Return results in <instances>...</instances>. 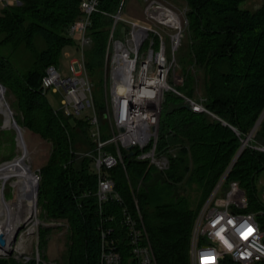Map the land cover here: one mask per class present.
<instances>
[{
	"label": "trees",
	"instance_id": "obj_1",
	"mask_svg": "<svg viewBox=\"0 0 264 264\" xmlns=\"http://www.w3.org/2000/svg\"><path fill=\"white\" fill-rule=\"evenodd\" d=\"M80 1L20 0L19 5L1 10L0 83L14 98L20 126L50 144L49 162L39 170V196L47 201L45 207L53 219H64L69 225L66 264H98L101 215L92 196L96 176L91 160L80 156L84 149L77 147L81 141V147L91 149L88 124L85 119L64 117L40 90L45 68L57 66L64 47L75 45L67 30L81 16ZM121 1L99 0V12L91 18L87 34L92 44L85 52V64L94 80L102 78L112 25V19L103 13L116 14ZM179 1L187 7L188 51L178 60L182 78L178 90L187 97L202 98L207 109L244 137L264 113V0L256 9L243 7L246 0ZM93 98L102 119L104 103ZM101 133L102 139L108 138L107 127H101ZM252 143L264 147V115ZM240 144L229 127L185 109L181 98L169 94L162 106L158 146L177 150L165 173L166 181L146 187L154 170L135 156L109 171L128 206L135 196L158 264H188L195 214L231 165ZM263 171L264 153L245 147L233 163L226 185L237 182L250 206L263 211L258 220L264 229L259 186ZM188 191L197 198L194 207L184 195ZM119 208L109 203L104 212L118 213ZM0 264L20 263L1 258Z\"/></svg>",
	"mask_w": 264,
	"mask_h": 264
},
{
	"label": "built area",
	"instance_id": "obj_2",
	"mask_svg": "<svg viewBox=\"0 0 264 264\" xmlns=\"http://www.w3.org/2000/svg\"><path fill=\"white\" fill-rule=\"evenodd\" d=\"M123 1L116 14L103 13L112 19L104 56L108 94L102 119L107 122L108 138L102 139V122L85 64V52L92 44L87 32L93 14L99 12V0H81V16L68 27L67 37L75 43L79 56L70 63L71 75L63 77L60 68L49 65L41 78L40 90L43 95L49 90L61 95L60 109L56 111L66 118H76L84 109L91 110V116L85 119L91 149L80 156L91 160V171L96 176L92 196L101 215L97 225L98 264H158L135 196L132 195L131 207L128 206L116 191L109 171L124 165L125 155L131 152L137 161L146 162L154 174L165 176L177 150L158 146L166 95L178 96L191 111L204 113L229 127L240 139L236 155L245 147L264 153V147L252 143L258 126L243 137L207 109L202 98H190L178 90L182 78L175 73L179 66L176 55L188 27L187 7L177 8L167 0H142L143 23L121 16ZM15 129L18 134L20 128L16 123ZM235 157L195 214L188 264H264V229L258 220L263 211L250 206L237 182L226 185ZM33 175L37 184L39 176ZM259 186L264 193V171ZM109 203L119 206V212L105 213ZM50 225L65 226L61 222ZM34 226H40L38 220ZM22 260L58 264L41 260L37 243L36 256H24Z\"/></svg>",
	"mask_w": 264,
	"mask_h": 264
},
{
	"label": "rangeland",
	"instance_id": "obj_3",
	"mask_svg": "<svg viewBox=\"0 0 264 264\" xmlns=\"http://www.w3.org/2000/svg\"><path fill=\"white\" fill-rule=\"evenodd\" d=\"M173 5L178 6L177 8H181L183 6L182 3H179L177 0H168ZM262 0H246L243 7L256 9L260 6ZM2 7V6H0ZM143 1L142 0H124L121 16L130 21H138L143 22ZM2 8L0 9L1 12ZM71 46L64 47L58 57L57 67L60 68V72L63 77H69L71 75L70 72V63L72 60H76L79 58L78 53L70 48ZM107 47V44H106ZM66 48L70 50L67 55ZM188 49V39L185 37L182 41V45L177 52V60L185 56ZM73 50V51H72ZM106 51V50H105ZM179 65V63H178ZM181 69L178 66L176 70V74L180 75ZM105 65L102 69V78L94 80L89 74V77L93 86V96L95 98H100L102 103H105L108 94V85H107V75H106ZM173 83V82H172ZM0 89L2 90V101L4 105L8 108V113L10 116V120L17 124V117H20V112L16 110L14 105L13 96L6 92V88L4 85L0 83ZM169 95V94H167ZM166 95V96H167ZM46 98L49 104L55 109H60V100L61 95L59 93L55 94L51 90H49L46 94ZM172 103H177L172 102ZM90 109H84L81 111L79 116H76V119L82 120L91 116ZM4 114L0 113V166L13 161L16 159L22 152V150L18 146L17 140V131L12 127H4L5 117ZM102 127H107V122L104 119H101ZM20 128V132L22 134V140L26 151V164L30 167L31 174H35L39 176V180L36 184L35 188V206L33 214H29V209L24 207V210H20L18 213V225L15 229L14 234L11 237L10 244L7 249L5 247H0V259L1 258H11L13 261L17 263H23L24 256L34 257L36 256V243L38 246V253L41 260L54 261L58 264H66L67 263V255L64 253L66 250L65 242L66 237L69 234V225L64 219H53L52 215L48 212V208L45 207L46 202L41 201L39 196V185L41 174L40 171L44 168L49 162V153H50V144L42 140V138L35 133H31L25 129H23L20 124L17 125ZM81 142V141H80ZM80 142H78L77 147L79 149H84L83 152L88 151L83 146L81 147ZM34 177V175H33ZM35 178V177H34ZM15 178H10L7 181H0V188L2 189L3 198L6 202L10 203L14 202V197L17 194L14 193L13 182ZM181 194V193H180ZM185 197L191 201L190 206L194 207L197 203V198L190 191L184 193ZM260 197L264 201V193H260ZM20 196V195H19ZM22 199L23 196L21 195ZM192 203V204H191ZM14 203H12L13 205ZM38 220L39 225L37 228L34 226L35 221ZM61 222L64 223L65 226H53L50 223ZM29 231L34 232V234H30ZM44 242V244H42Z\"/></svg>",
	"mask_w": 264,
	"mask_h": 264
},
{
	"label": "bare ground",
	"instance_id": "obj_4",
	"mask_svg": "<svg viewBox=\"0 0 264 264\" xmlns=\"http://www.w3.org/2000/svg\"><path fill=\"white\" fill-rule=\"evenodd\" d=\"M2 90L0 89V113L5 117L4 127H13L11 121H9V113L4 108L2 101ZM20 132V131H19ZM17 135L18 146L22 150L21 154L8 163L0 166V181H7L10 178H15L13 182L14 193L17 196L14 197V202L8 203L4 200L2 189L0 188V224L4 226L3 238L5 241V249L8 247L11 241V237L15 232L18 225V213L20 210H24L27 207L30 211L29 214H33L35 206V188L36 181L31 174L30 167L26 164V151L22 140V134L20 132ZM20 195V196H19ZM23 196V199L21 197ZM12 203H14L12 205Z\"/></svg>",
	"mask_w": 264,
	"mask_h": 264
},
{
	"label": "water",
	"instance_id": "obj_5",
	"mask_svg": "<svg viewBox=\"0 0 264 264\" xmlns=\"http://www.w3.org/2000/svg\"><path fill=\"white\" fill-rule=\"evenodd\" d=\"M4 107H6V105H4ZM184 107H185V109L190 110V108L187 105H184ZM261 118L257 121V123L255 124V126L253 127V129H255L258 126V124L260 123ZM9 121H11L10 118H9ZM11 123H12L13 127H15V122L14 121L13 122L11 121ZM13 129L16 130L15 128H13ZM238 155H239V153L236 155L235 158H237ZM131 156H132V153L129 152L128 154L125 155V158H130ZM165 181H166L165 176L157 173V174H154L153 175L152 179L149 182H147L145 184V186L146 187H152V186L156 185L158 182L164 183ZM175 194L176 195L179 194L178 188H175ZM3 230H4V226L2 224H0V247H3L5 245V241H4V238H3V236H4Z\"/></svg>",
	"mask_w": 264,
	"mask_h": 264
},
{
	"label": "crops",
	"instance_id": "obj_6",
	"mask_svg": "<svg viewBox=\"0 0 264 264\" xmlns=\"http://www.w3.org/2000/svg\"><path fill=\"white\" fill-rule=\"evenodd\" d=\"M177 1L179 3H181V1H179V0H177ZM19 4H20V0H0V6H2V7H0V9L1 8L3 9V8L7 7V6H13V5H19ZM174 5H176V4H174ZM70 48H72V49H74L76 51V46L75 45L71 46ZM69 51L70 50H68V48H66L67 55L70 53Z\"/></svg>",
	"mask_w": 264,
	"mask_h": 264
}]
</instances>
